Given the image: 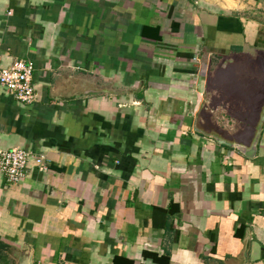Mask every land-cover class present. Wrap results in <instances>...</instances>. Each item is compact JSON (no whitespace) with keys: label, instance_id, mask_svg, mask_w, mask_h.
I'll return each mask as SVG.
<instances>
[{"label":"crops","instance_id":"obj_1","mask_svg":"<svg viewBox=\"0 0 264 264\" xmlns=\"http://www.w3.org/2000/svg\"><path fill=\"white\" fill-rule=\"evenodd\" d=\"M238 56L264 70V0H0L38 95L0 85V150L49 166L0 172V264H264V123L232 141L208 107Z\"/></svg>","mask_w":264,"mask_h":264},{"label":"rangeland","instance_id":"obj_2","mask_svg":"<svg viewBox=\"0 0 264 264\" xmlns=\"http://www.w3.org/2000/svg\"><path fill=\"white\" fill-rule=\"evenodd\" d=\"M258 58L260 61L261 55L256 51L249 53ZM240 57V58H238ZM235 57L234 63L228 65L222 57L213 59L210 69V77L214 78L213 82V97L209 108L218 110V121L220 127L211 130L223 134L232 141L248 140L254 135L255 128L260 120L261 108L260 104L264 100V70L261 71L260 66H246L244 57ZM238 58V59H237ZM229 59V58H227ZM253 69H250V68ZM250 69V70H249ZM217 77L221 78L218 81ZM225 77H232L225 80ZM247 78H254L253 81H247ZM224 79V80H223ZM236 85H232V84ZM219 90V94L217 92ZM221 90V91H220ZM226 91V95L220 94ZM228 91L233 92L228 95ZM239 120L240 122H236ZM242 124L237 128L228 127V123Z\"/></svg>","mask_w":264,"mask_h":264},{"label":"built area","instance_id":"obj_3","mask_svg":"<svg viewBox=\"0 0 264 264\" xmlns=\"http://www.w3.org/2000/svg\"><path fill=\"white\" fill-rule=\"evenodd\" d=\"M34 70L33 62L16 61L10 66H3L0 57V85L20 103L34 104L38 100L33 82ZM31 164H34L41 173L49 171L48 163L43 156H36L20 148L0 150V172L8 185L20 184Z\"/></svg>","mask_w":264,"mask_h":264},{"label":"water","instance_id":"obj_4","mask_svg":"<svg viewBox=\"0 0 264 264\" xmlns=\"http://www.w3.org/2000/svg\"><path fill=\"white\" fill-rule=\"evenodd\" d=\"M263 123H264V110H263V113H262L261 118H260L259 126L257 128V136L260 135ZM221 144H224V145L239 149L240 151L245 153V155L248 156V157H252L254 155V152H255V149L247 150L246 148H244V147H242L240 145H233V144H230V143H228L226 141H222Z\"/></svg>","mask_w":264,"mask_h":264},{"label":"trees","instance_id":"obj_5","mask_svg":"<svg viewBox=\"0 0 264 264\" xmlns=\"http://www.w3.org/2000/svg\"><path fill=\"white\" fill-rule=\"evenodd\" d=\"M8 247H9V246H7V245H5V244H3V243L0 242V250H1V249H4V248H8Z\"/></svg>","mask_w":264,"mask_h":264}]
</instances>
